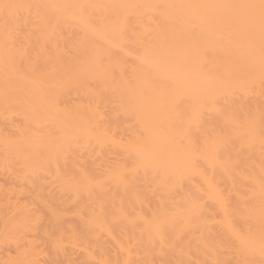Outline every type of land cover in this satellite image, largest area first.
I'll return each mask as SVG.
<instances>
[{
    "label": "bare ground",
    "instance_id": "bare-ground-1",
    "mask_svg": "<svg viewBox=\"0 0 264 264\" xmlns=\"http://www.w3.org/2000/svg\"><path fill=\"white\" fill-rule=\"evenodd\" d=\"M0 264H264V0H0Z\"/></svg>",
    "mask_w": 264,
    "mask_h": 264
}]
</instances>
